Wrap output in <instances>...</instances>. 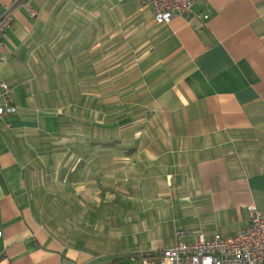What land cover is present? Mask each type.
<instances>
[{
  "label": "crops",
  "instance_id": "crops-1",
  "mask_svg": "<svg viewBox=\"0 0 264 264\" xmlns=\"http://www.w3.org/2000/svg\"><path fill=\"white\" fill-rule=\"evenodd\" d=\"M31 6L0 49L17 106L0 124V264H142L178 228L231 236L264 212V0L164 23L145 0Z\"/></svg>",
  "mask_w": 264,
  "mask_h": 264
},
{
  "label": "built area",
  "instance_id": "built-area-1",
  "mask_svg": "<svg viewBox=\"0 0 264 264\" xmlns=\"http://www.w3.org/2000/svg\"><path fill=\"white\" fill-rule=\"evenodd\" d=\"M145 3L152 7L158 23L169 22L175 15L187 17L191 22L198 3L208 6V0H145ZM19 7H23L33 17L37 15L31 0H15L7 6L0 15V49L6 31L13 25L14 12ZM202 16L208 19L209 13L204 12ZM16 112L10 85L0 81V124L7 115ZM247 210L249 223L237 234H190L178 228L175 232L176 242L165 248L159 257H142V264H264V212L255 205L247 206ZM137 257L134 253L130 259Z\"/></svg>",
  "mask_w": 264,
  "mask_h": 264
},
{
  "label": "trees",
  "instance_id": "trees-1",
  "mask_svg": "<svg viewBox=\"0 0 264 264\" xmlns=\"http://www.w3.org/2000/svg\"><path fill=\"white\" fill-rule=\"evenodd\" d=\"M138 256H142V257H153V255H148V254H142V255H138Z\"/></svg>",
  "mask_w": 264,
  "mask_h": 264
},
{
  "label": "rangeland",
  "instance_id": "rangeland-1",
  "mask_svg": "<svg viewBox=\"0 0 264 264\" xmlns=\"http://www.w3.org/2000/svg\"><path fill=\"white\" fill-rule=\"evenodd\" d=\"M60 145H61V144H60ZM53 149H57V148H56V146H54V148H53ZM48 150H51V148H49ZM46 163H47V162H46ZM46 163H44L43 165H45ZM34 165L37 167V166H38V165H37V162H35V164H34Z\"/></svg>",
  "mask_w": 264,
  "mask_h": 264
}]
</instances>
